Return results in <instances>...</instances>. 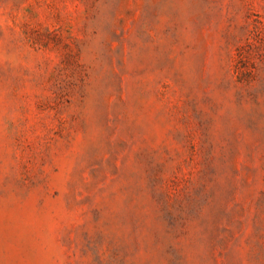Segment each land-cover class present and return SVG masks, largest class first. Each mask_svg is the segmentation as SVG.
I'll return each mask as SVG.
<instances>
[{"label": "rangeland", "instance_id": "1", "mask_svg": "<svg viewBox=\"0 0 264 264\" xmlns=\"http://www.w3.org/2000/svg\"><path fill=\"white\" fill-rule=\"evenodd\" d=\"M0 264H264V0H0Z\"/></svg>", "mask_w": 264, "mask_h": 264}]
</instances>
